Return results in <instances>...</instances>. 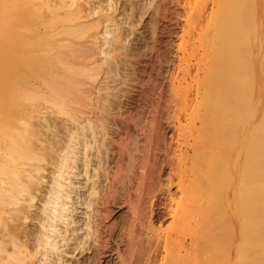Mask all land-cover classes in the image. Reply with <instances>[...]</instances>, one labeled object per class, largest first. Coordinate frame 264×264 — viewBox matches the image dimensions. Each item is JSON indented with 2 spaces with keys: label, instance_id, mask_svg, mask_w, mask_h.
Instances as JSON below:
<instances>
[{
  "label": "bare ground",
  "instance_id": "1",
  "mask_svg": "<svg viewBox=\"0 0 264 264\" xmlns=\"http://www.w3.org/2000/svg\"><path fill=\"white\" fill-rule=\"evenodd\" d=\"M140 2L0 0V264H264V0ZM147 13L159 67L183 31L165 154L108 80Z\"/></svg>",
  "mask_w": 264,
  "mask_h": 264
},
{
  "label": "rangeland",
  "instance_id": "2",
  "mask_svg": "<svg viewBox=\"0 0 264 264\" xmlns=\"http://www.w3.org/2000/svg\"><path fill=\"white\" fill-rule=\"evenodd\" d=\"M141 1L146 3L149 9L153 7L151 0ZM118 6H120V3ZM261 9L264 14V7L262 6ZM117 12H119L117 18L125 21L126 17L124 13L129 11L123 10V7H121ZM138 19L134 24L133 30H127V37L123 42L128 46V49L132 50L131 52H137L145 61H148L150 58V66L146 67L144 62L137 63L134 61L127 64L125 61V57L127 56H123L124 59L116 63V71L110 75L111 77H108V80L112 85V92H116L118 95L116 100H127L130 95L138 93V90L150 87V98L146 106L144 119L145 138H143L142 143L145 146L146 153H148L150 147H157V152H161V148L164 147L163 141L166 139L168 142L171 135L168 120L172 114L170 105L172 82L178 73L181 63L179 55L183 31L179 28L171 35L172 39L168 45L169 48L167 47L168 50L165 55L164 64L159 67V64L155 61V56L160 51L162 31L154 23V20L151 19V16H148V13L143 18L139 16ZM123 25L127 27V24ZM107 36L111 37V34ZM100 39L103 41L104 36H100ZM108 46L109 43L107 42L102 46V49H106ZM101 58L102 62L106 63L105 53L97 56V59ZM105 66H107V63ZM133 67H135V73H133L131 78H127V75L133 72ZM5 75V59L3 60V57L0 55V92H2L4 87ZM115 104L117 105L116 101ZM161 153L165 154V151ZM80 210L81 208L78 209V215L85 216ZM70 256H73V254ZM71 264H76V262L73 261Z\"/></svg>",
  "mask_w": 264,
  "mask_h": 264
}]
</instances>
